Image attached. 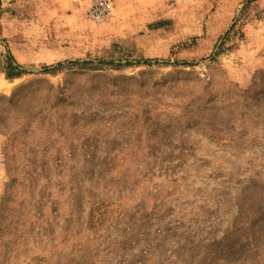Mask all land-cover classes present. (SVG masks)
Listing matches in <instances>:
<instances>
[{
    "label": "rangeland",
    "instance_id": "rangeland-1",
    "mask_svg": "<svg viewBox=\"0 0 264 264\" xmlns=\"http://www.w3.org/2000/svg\"><path fill=\"white\" fill-rule=\"evenodd\" d=\"M94 1L0 0V264H264V0Z\"/></svg>",
    "mask_w": 264,
    "mask_h": 264
},
{
    "label": "built area",
    "instance_id": "built-area-1",
    "mask_svg": "<svg viewBox=\"0 0 264 264\" xmlns=\"http://www.w3.org/2000/svg\"><path fill=\"white\" fill-rule=\"evenodd\" d=\"M115 5V0H95L87 11V18L97 23H104L110 17Z\"/></svg>",
    "mask_w": 264,
    "mask_h": 264
},
{
    "label": "crops",
    "instance_id": "crops-1",
    "mask_svg": "<svg viewBox=\"0 0 264 264\" xmlns=\"http://www.w3.org/2000/svg\"><path fill=\"white\" fill-rule=\"evenodd\" d=\"M5 47H7V44L5 42H2ZM11 49H8L10 51ZM4 55V56H3ZM11 63V54L8 52L4 53L0 49V81L8 82V77L14 76L16 78L19 74V71L15 68L16 64L12 62V67L11 69L5 67L8 66V64Z\"/></svg>",
    "mask_w": 264,
    "mask_h": 264
}]
</instances>
